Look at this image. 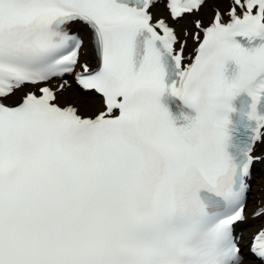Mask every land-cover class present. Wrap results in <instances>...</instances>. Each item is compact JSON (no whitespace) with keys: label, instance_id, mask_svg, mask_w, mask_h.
<instances>
[{"label":"snow or ice","instance_id":"snow-or-ice-1","mask_svg":"<svg viewBox=\"0 0 264 264\" xmlns=\"http://www.w3.org/2000/svg\"><path fill=\"white\" fill-rule=\"evenodd\" d=\"M261 108L264 0H0V264H264Z\"/></svg>","mask_w":264,"mask_h":264},{"label":"bare ground","instance_id":"bare-ground-1","mask_svg":"<svg viewBox=\"0 0 264 264\" xmlns=\"http://www.w3.org/2000/svg\"><path fill=\"white\" fill-rule=\"evenodd\" d=\"M89 50L91 51V48H90V47H89L88 51H89ZM90 51H89V52H90ZM89 58H90V57H89ZM89 58H87V59H85V60H88ZM64 94H68V92L65 91ZM72 98H74L75 100H77L79 104H84V103L91 104V102H88V101H86V100L83 99V98H78V97H72Z\"/></svg>","mask_w":264,"mask_h":264}]
</instances>
